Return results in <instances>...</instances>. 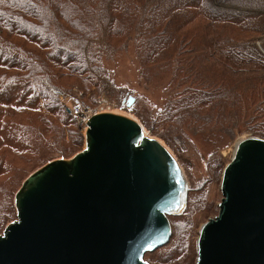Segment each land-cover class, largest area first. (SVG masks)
Returning <instances> with one entry per match:
<instances>
[{
  "label": "trees",
  "instance_id": "trees-1",
  "mask_svg": "<svg viewBox=\"0 0 264 264\" xmlns=\"http://www.w3.org/2000/svg\"><path fill=\"white\" fill-rule=\"evenodd\" d=\"M263 39L264 0H0V230L15 214V182L84 144L59 96L107 77L108 55L135 47L145 82H164L156 128L228 146L264 120ZM175 246L150 263L168 264Z\"/></svg>",
  "mask_w": 264,
  "mask_h": 264
},
{
  "label": "water",
  "instance_id": "water-1",
  "mask_svg": "<svg viewBox=\"0 0 264 264\" xmlns=\"http://www.w3.org/2000/svg\"><path fill=\"white\" fill-rule=\"evenodd\" d=\"M86 123L84 149L42 166L16 193L0 264H150L145 255L169 242V217L184 214L190 190L177 158L126 116ZM221 193L196 264H264V139L238 142Z\"/></svg>",
  "mask_w": 264,
  "mask_h": 264
},
{
  "label": "rangeland",
  "instance_id": "rangeland-1",
  "mask_svg": "<svg viewBox=\"0 0 264 264\" xmlns=\"http://www.w3.org/2000/svg\"><path fill=\"white\" fill-rule=\"evenodd\" d=\"M262 41L264 39L258 40V45L264 51L261 47ZM137 52L135 47H131L129 50L125 51L122 49L118 50L114 55H108L111 57L105 61V67L108 72L107 77H98L100 80H94L93 87L87 93L82 91L79 85L74 86L70 93H62L59 96V103L62 105L63 101L73 103L84 101L94 107L99 103L102 96L105 95L112 103L111 113L136 120L144 127L146 134L160 141L174 154L188 178L191 189L189 191V201L186 211L182 216L172 218L170 222L172 235L169 242L175 240L176 246L167 260L168 264H196L197 242L201 227L219 214V205L223 199L221 183L224 169L231 162L238 142L248 138L264 139L260 136V134L264 135V120H255L251 128L249 126L248 129L243 127L247 130L242 132L228 146L220 145L223 139L218 137H216V140H218L216 142H213L212 138L201 142L186 141L182 138L181 133L170 132L169 130L161 129L162 127L156 128L154 116L157 111V105L162 106L167 99L163 91L164 82H160V88L145 82L143 75H141L140 63L136 56ZM96 85H99V87H95ZM19 88L21 87L19 86ZM8 91L9 89L6 92ZM129 99L134 100L130 107L127 106ZM122 102H124V105H122ZM254 108L250 110L249 117L251 118L257 116L253 112ZM11 118L18 122L21 121L20 123L27 121L25 116L20 113H15ZM79 132L83 137L84 144L79 148L78 152L85 147L86 135V133L80 130ZM65 140L67 141L68 138L66 137ZM43 150L47 152L49 149L45 148ZM211 153H214V163L222 161V165L217 169H214L213 164L210 162L212 160L209 156ZM57 159L61 158L56 157L54 160ZM47 163L49 162L45 161L39 162L34 166L32 165L33 168L27 174H32ZM29 166L31 165L26 164V167ZM24 179L14 184V190H12L14 192L12 195L14 207L15 195L25 181ZM1 212L2 210H0V215ZM16 218L17 213L15 209L14 217L0 230V235H2L6 226L15 221ZM162 248L147 253L144 259L150 263L149 254L160 255L161 253L159 252H162Z\"/></svg>",
  "mask_w": 264,
  "mask_h": 264
},
{
  "label": "built area",
  "instance_id": "built-area-1",
  "mask_svg": "<svg viewBox=\"0 0 264 264\" xmlns=\"http://www.w3.org/2000/svg\"><path fill=\"white\" fill-rule=\"evenodd\" d=\"M111 104L109 98L104 95L94 107L84 101L77 103L63 101L62 107L67 115L75 119L80 131L86 133L89 128L86 122L96 114L111 113Z\"/></svg>",
  "mask_w": 264,
  "mask_h": 264
},
{
  "label": "bare ground",
  "instance_id": "bare-ground-1",
  "mask_svg": "<svg viewBox=\"0 0 264 264\" xmlns=\"http://www.w3.org/2000/svg\"><path fill=\"white\" fill-rule=\"evenodd\" d=\"M146 133V132H145Z\"/></svg>",
  "mask_w": 264,
  "mask_h": 264
}]
</instances>
